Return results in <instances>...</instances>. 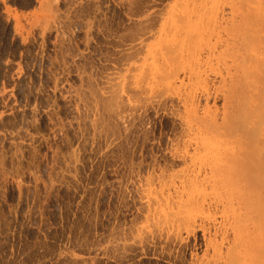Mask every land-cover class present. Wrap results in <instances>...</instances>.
I'll list each match as a JSON object with an SVG mask.
<instances>
[{"label":"rangeland","instance_id":"374dc122","mask_svg":"<svg viewBox=\"0 0 264 264\" xmlns=\"http://www.w3.org/2000/svg\"><path fill=\"white\" fill-rule=\"evenodd\" d=\"M1 1L0 264H264V194L212 178L178 98L222 114L264 0Z\"/></svg>","mask_w":264,"mask_h":264},{"label":"bare ground","instance_id":"6f19581e","mask_svg":"<svg viewBox=\"0 0 264 264\" xmlns=\"http://www.w3.org/2000/svg\"><path fill=\"white\" fill-rule=\"evenodd\" d=\"M256 16L257 17H254V20H252L253 17H248L250 18L248 19L250 23L257 18L256 21L259 20V24H264V17L260 15ZM243 20L242 23L244 22V24L242 25L244 28H247L246 25L249 24L250 30V23H247L248 20ZM261 25L257 26H260L261 29L264 28V25H262L263 27H261ZM235 27L236 26H234V28ZM237 29V27L233 29V32L234 30L236 32ZM247 29H245L246 31L244 30V35L240 36L239 34L238 37H236L238 35V30L236 32L237 35L232 31L230 32L235 35L234 39L232 37L233 41L231 45L233 47H230L229 45L230 49L234 47L236 48V50L235 48L234 50L232 49V52L234 51V56L241 51L245 52V56L236 58L237 63L235 61L236 65L232 67L233 71L228 70L227 78H221L224 85L229 83L226 87L227 89L223 91L221 96L224 101L222 114L220 115L216 110L210 111L208 108H204L202 116L199 117V99L196 96V91H193V89H189L183 93L180 92L178 98L182 100V104L185 107V113L181 116V120L188 133L193 135L196 140L193 143L195 150L206 158L224 156L226 159V164H228L226 169L220 171L212 170V178H235L234 181L236 180V182L238 178L240 179L238 182H242L241 179H244L242 183L246 182L245 184L247 185V188L251 186L253 189L255 188L254 184L258 185V187L253 190L256 193L262 191L264 194V30L251 29L252 32H255L256 30L261 33L256 37V32L253 34L250 31V35V32H248L249 30L247 31ZM245 33H248L247 35H250L251 37L246 36ZM232 34L229 36L230 39ZM252 35L256 37V39L252 37ZM246 38L250 40H252L251 38H254L255 46L250 44V47L252 46L253 48H247L249 47V43L246 44L248 41ZM252 42L253 41L250 43ZM229 47L226 46V48ZM235 51H237L236 54ZM181 70L184 74H188L189 78L199 77V67H197L196 70L188 69L187 71L183 70L182 67ZM176 76L177 71L173 67H166V71L161 80L162 82L172 81ZM166 86L169 87L168 84H166ZM205 96L207 100L212 96L214 100L219 98L217 93L211 95L207 91ZM219 121H221L220 124ZM221 137L224 141H220ZM189 144L192 145L190 141H188L186 147H189ZM201 149L203 153L200 152ZM182 177L185 178L188 177V175L182 174ZM192 178L194 179L195 176L193 175ZM249 183L253 185H250ZM251 188L248 191L251 195H255V192H253ZM260 193L261 192L256 194L257 198H255L257 201L258 199L259 201L264 200V195L262 196V193L259 195ZM258 196H262L263 200L262 198H258ZM252 197H250V200H253L252 203L259 206V201L255 203V198ZM262 203L263 204H260L262 206L260 209L257 207V210L259 209L258 213L261 212V209L264 207V202ZM253 211L256 210L253 209ZM255 214H257V212ZM260 214H262V212ZM260 214L257 215L263 218L261 219L259 216L257 217H259L258 219L263 220L264 215L262 214L261 216ZM260 225L261 224H259V226ZM260 227H262V225ZM263 245H260L262 246V249ZM237 261L238 260L236 259H231L228 260L227 264H237Z\"/></svg>","mask_w":264,"mask_h":264},{"label":"crops","instance_id":"0c3cea01","mask_svg":"<svg viewBox=\"0 0 264 264\" xmlns=\"http://www.w3.org/2000/svg\"><path fill=\"white\" fill-rule=\"evenodd\" d=\"M0 5H1V7L3 8L4 6H3V2L0 0ZM3 13H4V8H3ZM30 12V10H18L17 11V13L18 14H23V15H25V14H27V13H29ZM6 17V16H5Z\"/></svg>","mask_w":264,"mask_h":264}]
</instances>
